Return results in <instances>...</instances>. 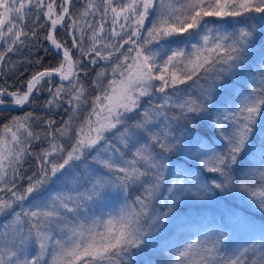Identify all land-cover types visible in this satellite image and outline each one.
Returning <instances> with one entry per match:
<instances>
[{
    "label": "snow or ice",
    "instance_id": "obj_1",
    "mask_svg": "<svg viewBox=\"0 0 264 264\" xmlns=\"http://www.w3.org/2000/svg\"><path fill=\"white\" fill-rule=\"evenodd\" d=\"M41 19L57 63L0 86V264H264V0H0V68Z\"/></svg>",
    "mask_w": 264,
    "mask_h": 264
},
{
    "label": "trees",
    "instance_id": "obj_2",
    "mask_svg": "<svg viewBox=\"0 0 264 264\" xmlns=\"http://www.w3.org/2000/svg\"><path fill=\"white\" fill-rule=\"evenodd\" d=\"M25 23L27 24V27L25 28V30L31 32V30L33 28V19L30 18V19L26 20ZM39 24H45V23L41 19L39 21ZM46 27H47L46 24H45V27H36V34H37L36 39L27 40L26 46H21L19 48V51L8 54L10 57L17 59L16 70L14 73H9V68L7 66V58H6L4 66L2 68H0V72L8 73V74L7 75H0V86H9V90H15L16 88L21 87L23 82H25L30 77V76H28V72H23L29 66H31L32 64L39 62V61H44L41 65V67L47 66L48 63H50L51 58L50 59H47V58L49 56H54L55 54L48 47V42L43 40V35L45 34ZM61 33H64V32L60 31V33L58 35L60 39L62 38L60 35ZM3 48H2V50H3ZM44 49H48V51H45ZM26 54L29 55V59L31 62L30 65H25L20 61V58L22 56L25 57ZM36 56L39 57L38 58L39 60L37 59ZM44 87L46 89L48 87V85H45ZM43 94L48 95L46 90L43 92ZM43 110H44V108L38 109V106L36 105V103H35V106L33 108L24 109V111H34L35 114L39 117H42V118L47 117L48 119H53V120L59 118L61 115L66 113L65 111L62 114L56 113V116H54V117L53 116H44L45 114H44ZM17 113L23 114L22 111H0V124L6 123L7 120L11 116L17 115ZM39 148H41V145L39 143H34V151H38Z\"/></svg>",
    "mask_w": 264,
    "mask_h": 264
},
{
    "label": "rangeland",
    "instance_id": "obj_3",
    "mask_svg": "<svg viewBox=\"0 0 264 264\" xmlns=\"http://www.w3.org/2000/svg\"><path fill=\"white\" fill-rule=\"evenodd\" d=\"M228 19H231V18H228ZM262 42H264V41H261V40L257 41V51H259V46ZM3 47H6V46L3 45L2 43H0V51L2 50ZM241 83H243V82L241 81ZM59 109H61L59 113L64 112L63 108H59ZM46 119H48V118L46 117ZM66 119H64V120H66ZM41 127H42V125H40V126L34 125V130L40 131ZM30 163H31V161H29V163H26L24 165V169L27 170V172H29L33 167V165ZM235 205H239L240 211H242V212L245 211L244 206L241 204L240 201H235ZM232 206H234L233 203L231 201L226 200V198H224L223 194H221V196L219 198L210 202L207 209H205V214L207 215L209 220L212 219V217L214 215L217 218H219V213L221 210L225 209L226 207H232ZM251 211L255 212V209H252ZM9 219H10V217H7V216L0 217V224L5 223ZM254 219H255L256 223L259 224L260 222L264 221V216H262L261 214H259L257 212L256 215L254 216ZM160 243L163 244V240H161ZM153 247H155V246H153ZM158 259H159V257L157 255V253L153 249H149V251L147 253H145L144 255L137 258V264H150V262H151V264H155V262Z\"/></svg>",
    "mask_w": 264,
    "mask_h": 264
},
{
    "label": "bare ground",
    "instance_id": "obj_4",
    "mask_svg": "<svg viewBox=\"0 0 264 264\" xmlns=\"http://www.w3.org/2000/svg\"><path fill=\"white\" fill-rule=\"evenodd\" d=\"M61 35V37L63 38V39H67V37L64 35V33H61L60 34ZM9 56V55H8ZM37 57V59L39 58L38 56H36ZM51 58V59H50ZM9 59H10V61L11 62H14L15 64H17V59H15V58H13V57H8L7 58V66H8V68H10L11 66H12V64L11 63H9L8 61H9ZM47 59H50V63H48V65L47 66H42L41 67V65H42V63L44 62V61H39V62H36V63H34V64H32L31 66H29L25 71H23V72H28V76H31L33 73H35V72H37V71H42L44 68H47V67H50V66H54L56 63H57V56H49ZM39 60V59H38ZM20 61L23 63V64H25V65H30V59H29V55L28 54H26L25 55V57L24 56H22L21 58H20ZM41 67V68H40ZM40 68V69H39ZM27 76V77H28ZM30 78V77H29ZM48 98V96L47 95H44L43 93L42 94H40L39 95V97L36 99V105L38 106V109H43L44 108V102H45V100ZM43 112H44V116H56V112H54L52 109L49 111V110H46L45 108H44V110H43ZM59 120H60V122L62 121V120H64V119H61V118H58ZM60 126V125H59Z\"/></svg>",
    "mask_w": 264,
    "mask_h": 264
},
{
    "label": "water",
    "instance_id": "obj_5",
    "mask_svg": "<svg viewBox=\"0 0 264 264\" xmlns=\"http://www.w3.org/2000/svg\"><path fill=\"white\" fill-rule=\"evenodd\" d=\"M51 48H52V46H51ZM52 50L55 52V50L53 48H52ZM2 107H3V109H5L7 107V103L5 106H2Z\"/></svg>",
    "mask_w": 264,
    "mask_h": 264
}]
</instances>
